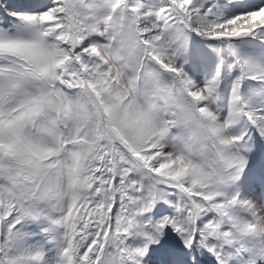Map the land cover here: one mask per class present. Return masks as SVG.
<instances>
[{"label": "snow or ice", "instance_id": "6c2138e0", "mask_svg": "<svg viewBox=\"0 0 264 264\" xmlns=\"http://www.w3.org/2000/svg\"><path fill=\"white\" fill-rule=\"evenodd\" d=\"M0 264H264V0H0Z\"/></svg>", "mask_w": 264, "mask_h": 264}]
</instances>
